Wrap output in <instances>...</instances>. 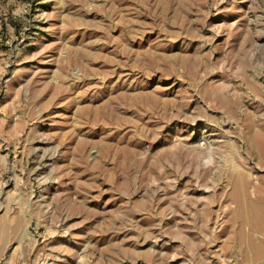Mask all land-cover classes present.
Here are the masks:
<instances>
[{"label": "rangeland", "instance_id": "374dc122", "mask_svg": "<svg viewBox=\"0 0 264 264\" xmlns=\"http://www.w3.org/2000/svg\"><path fill=\"white\" fill-rule=\"evenodd\" d=\"M258 135L264 0H0V264H264Z\"/></svg>", "mask_w": 264, "mask_h": 264}, {"label": "bare ground", "instance_id": "6f19581e", "mask_svg": "<svg viewBox=\"0 0 264 264\" xmlns=\"http://www.w3.org/2000/svg\"><path fill=\"white\" fill-rule=\"evenodd\" d=\"M252 141H254V143L258 142L259 144H261V147L264 149V137L258 135L254 137Z\"/></svg>", "mask_w": 264, "mask_h": 264}]
</instances>
